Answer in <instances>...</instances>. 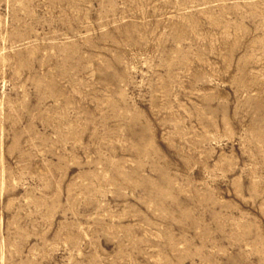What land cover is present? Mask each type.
Masks as SVG:
<instances>
[{
  "label": "rangeland",
  "instance_id": "rangeland-1",
  "mask_svg": "<svg viewBox=\"0 0 264 264\" xmlns=\"http://www.w3.org/2000/svg\"><path fill=\"white\" fill-rule=\"evenodd\" d=\"M0 264H264V0H0Z\"/></svg>",
  "mask_w": 264,
  "mask_h": 264
}]
</instances>
